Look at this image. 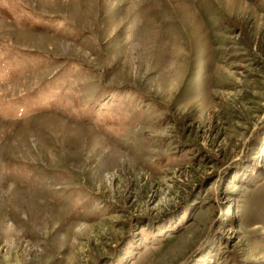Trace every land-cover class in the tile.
<instances>
[{
  "label": "rangeland",
  "instance_id": "374dc122",
  "mask_svg": "<svg viewBox=\"0 0 264 264\" xmlns=\"http://www.w3.org/2000/svg\"><path fill=\"white\" fill-rule=\"evenodd\" d=\"M0 6V264H264V0Z\"/></svg>",
  "mask_w": 264,
  "mask_h": 264
},
{
  "label": "trees",
  "instance_id": "16d2710c",
  "mask_svg": "<svg viewBox=\"0 0 264 264\" xmlns=\"http://www.w3.org/2000/svg\"><path fill=\"white\" fill-rule=\"evenodd\" d=\"M8 8V7H7ZM7 8H3L0 6V13L2 15H5L6 17H11V14L9 13L10 11ZM109 123L107 124H111L112 122L108 121Z\"/></svg>",
  "mask_w": 264,
  "mask_h": 264
}]
</instances>
